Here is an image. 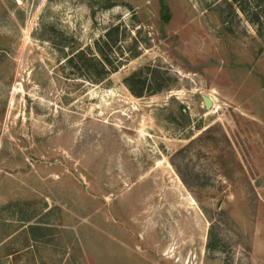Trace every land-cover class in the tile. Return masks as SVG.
<instances>
[{"label":"rangeland","instance_id":"374dc122","mask_svg":"<svg viewBox=\"0 0 264 264\" xmlns=\"http://www.w3.org/2000/svg\"><path fill=\"white\" fill-rule=\"evenodd\" d=\"M0 264H264V0H0Z\"/></svg>","mask_w":264,"mask_h":264},{"label":"trees","instance_id":"16d2710c","mask_svg":"<svg viewBox=\"0 0 264 264\" xmlns=\"http://www.w3.org/2000/svg\"><path fill=\"white\" fill-rule=\"evenodd\" d=\"M118 26L111 27L106 34L104 35V38L102 40H99L96 45V49L100 54V59L96 55H92L88 53V51L82 49L74 54V56L70 57L69 61L72 63L74 59H78V62L82 64L84 68L86 67L85 72L90 71L88 73V76L90 78L92 77L93 70L98 67V76L100 79H103L107 77L111 72L117 70V66L115 65V61L113 60L110 53L114 51V45L116 44V39L114 37V34L117 33ZM108 48V50H105ZM136 55V54H135ZM78 63V64H79ZM78 66V65H77ZM139 72H135L131 77H129L128 84L133 89L134 93L141 96L144 94L143 89L137 91L134 89L131 81L133 77ZM86 75V74H85ZM145 82L143 85L145 86ZM143 88V87H142Z\"/></svg>","mask_w":264,"mask_h":264},{"label":"water","instance_id":"95a60500","mask_svg":"<svg viewBox=\"0 0 264 264\" xmlns=\"http://www.w3.org/2000/svg\"><path fill=\"white\" fill-rule=\"evenodd\" d=\"M205 102L208 107L212 105V99L210 97H205Z\"/></svg>","mask_w":264,"mask_h":264}]
</instances>
